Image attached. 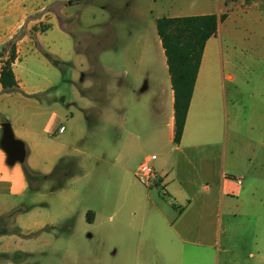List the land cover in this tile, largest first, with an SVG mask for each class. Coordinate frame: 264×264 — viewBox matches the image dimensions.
Listing matches in <instances>:
<instances>
[{"label": "crops", "instance_id": "crops-1", "mask_svg": "<svg viewBox=\"0 0 264 264\" xmlns=\"http://www.w3.org/2000/svg\"><path fill=\"white\" fill-rule=\"evenodd\" d=\"M176 3L145 0L135 16L118 14L107 23V44L95 54L101 83L97 100L84 92L93 79L85 77L89 55L77 50L75 35L105 32L94 27L99 24L95 20L84 26V13L104 15L120 10L122 2L100 6L97 0H55L48 9L26 0H0V47L9 40L15 43L11 68L18 85L4 90L0 84V138L1 124L7 121L25 146L24 160L12 164L0 146L9 174L14 175L13 180L0 181V218L16 210L12 221L17 228L0 231L1 263L22 264L38 255L39 264H50L53 251L70 246L68 238L51 239L52 232L61 219L73 216L81 190L97 185L107 167L117 171L113 179L125 181L122 200L134 207L135 216L129 227L124 220L113 227L115 233L136 236L132 247L119 246L114 264H152L153 258L140 257L149 247L166 251L176 263L187 250L193 264H200L197 253L202 252L209 264H264V53L252 57L250 80L239 82L238 74L224 72L215 38L228 12L246 0ZM74 4L84 8L69 25ZM155 9L192 12L165 15L153 13ZM208 13L217 15V29L204 44L181 138L175 143L173 90L155 19ZM44 53L57 61L50 60L61 74L76 64L71 78L64 77L70 95L52 91L47 75L51 66ZM153 153L156 158L150 163L156 179L144 184L146 189L130 188L127 183L135 182L136 167ZM23 164L36 175H48L55 168L67 175L56 185L52 181L59 175L33 177L36 184L31 186ZM16 168L18 174L13 173ZM89 168L97 174L86 176ZM152 184L163 188L175 208L168 216L159 209L155 225L149 223L151 214L141 202L142 189L149 195ZM28 192L31 204L23 206ZM43 197L46 202L40 201ZM82 214L92 221L96 212L84 208ZM121 215L124 219L126 212ZM128 249L134 251L132 256ZM15 251L23 254L22 262L11 259Z\"/></svg>", "mask_w": 264, "mask_h": 264}, {"label": "rangeland", "instance_id": "rangeland-1", "mask_svg": "<svg viewBox=\"0 0 264 264\" xmlns=\"http://www.w3.org/2000/svg\"><path fill=\"white\" fill-rule=\"evenodd\" d=\"M55 0H26V4L44 5L48 9H52L55 4H52ZM80 3L87 2L88 0H79ZM107 1L122 2L120 10L105 11L104 15H100L99 12L84 13L83 25L87 26L88 23L93 20L99 22L94 27H98L100 30L105 29V32L101 31L99 34L80 33L75 35V46L77 50L86 52L89 55V68L85 72V77L92 78L93 84L89 89L84 90L95 97L100 99L101 83L97 70V64L95 62V54L97 50L106 46V36L108 33V22L118 17V14H129L135 16V14L141 12L140 6L144 4L145 0H97V4L102 6ZM158 0H156L157 2ZM164 2L170 0H163ZM179 5H185L189 0H175ZM84 6L80 4H74L71 10L74 12L73 17L67 19L68 24L74 23L78 17L76 12L82 10ZM84 12V11H83ZM153 13L159 14H188L192 12L188 9H169V10H153ZM93 16L94 19H93ZM104 16L108 17L104 20ZM92 20V21H91ZM42 28V25L39 26ZM90 28V27H88ZM216 46L215 52L219 61L221 58L224 60V72H231L238 74L239 82H246L250 80L253 69V56L255 53H264V0H246V3L241 8L230 10L226 18L220 24L219 35L215 38ZM47 58V57H46ZM59 58V57H56ZM51 66L47 72L48 77L54 84L52 91L62 92L70 95V88L68 87V81L64 77L71 78L72 70L76 69V64H70L65 71V74H61L58 67H56L50 59L47 58ZM75 75V74H74ZM162 158L160 157L155 162L157 163ZM154 162V163H155ZM218 163L221 164L220 159ZM96 165V164H95ZM152 165V164H151ZM153 167V165H152ZM154 169V167H153ZM155 171V169H154ZM67 171L59 172L58 177H54L52 184H59L67 175ZM98 170L94 168L86 169V176L92 177L97 174ZM117 171L108 169L107 167L101 172L100 181L94 187L87 185L81 190L79 203L76 205L73 216L61 219L55 232H52L51 239L55 240L56 237H65L72 243L64 250L53 251L50 259V264H114L115 259H118L120 247L126 245L127 248L132 247L135 243L136 236L133 237L129 234H123V232L115 233L113 227L119 222L126 227L132 225V221L135 222L133 216L134 207L127 205L123 202L124 190L126 183L123 180L113 179ZM31 186L36 184V181L32 178H28ZM134 181H129L127 184L130 188L138 185L143 186L144 183L140 182L135 176ZM151 181L148 182L149 185ZM151 192L146 195V192L142 189L141 202L144 203L145 212L151 214L149 223L155 225L156 212L161 209L165 216L174 214V206L172 201L164 194L162 187L151 185ZM27 193V196L23 198V206H29L31 199ZM139 198V197H138ZM46 197L40 198L41 202H46ZM54 208V207H53ZM84 208H92L96 215L92 221H88L86 215H81ZM53 210V209H52ZM51 210V211H52ZM16 210H12L7 215L0 218V231L17 230L12 218ZM126 212V217L123 219L121 213ZM224 220V217H223ZM122 221V222H121ZM222 240L224 234H222ZM26 243V242H25ZM18 244L16 241L14 245ZM120 246V247H119ZM213 254L216 250L213 248ZM130 256L134 251L128 249L126 251ZM183 258L179 259L178 263L173 262L169 254L166 251L161 252L154 249H144L140 251V257L143 260L153 258L152 264H193L188 251H181ZM13 255L16 258H13ZM21 255V257H20ZM23 254L19 251H15L11 255V259L15 262H22ZM182 257V255H181ZM200 264H209V256L206 252L197 253ZM23 259V260H22ZM211 259V257H210ZM162 260V262L160 261ZM38 255L31 259L26 258L22 264H39ZM0 264H6V262ZM49 264V263H48ZM210 264L214 262L210 261Z\"/></svg>", "mask_w": 264, "mask_h": 264}, {"label": "trees", "instance_id": "trees-1", "mask_svg": "<svg viewBox=\"0 0 264 264\" xmlns=\"http://www.w3.org/2000/svg\"><path fill=\"white\" fill-rule=\"evenodd\" d=\"M217 22L218 17L214 13L160 16L155 19L156 32L161 41L173 90L175 143L181 138L204 44L215 34ZM44 55L57 63L48 53ZM15 57V43L9 40L0 47V84L4 90L17 89V81L11 68ZM23 171L27 178L54 177L62 172L60 168H55L48 175H36L26 164H23ZM13 258L16 256L13 255Z\"/></svg>", "mask_w": 264, "mask_h": 264}, {"label": "water", "instance_id": "water-1", "mask_svg": "<svg viewBox=\"0 0 264 264\" xmlns=\"http://www.w3.org/2000/svg\"><path fill=\"white\" fill-rule=\"evenodd\" d=\"M0 146L6 153V162L12 164L15 161L22 162L25 158V146L22 140L14 137L7 121L2 122Z\"/></svg>", "mask_w": 264, "mask_h": 264}, {"label": "built area", "instance_id": "built-area-1", "mask_svg": "<svg viewBox=\"0 0 264 264\" xmlns=\"http://www.w3.org/2000/svg\"><path fill=\"white\" fill-rule=\"evenodd\" d=\"M63 126L58 127V131H62ZM156 158V155L150 154L143 159L135 169L134 176L142 183L148 184L149 181L156 179V173L151 165V161ZM239 182V180H237ZM150 184V183H149Z\"/></svg>", "mask_w": 264, "mask_h": 264}, {"label": "clouds", "instance_id": "clouds-1", "mask_svg": "<svg viewBox=\"0 0 264 264\" xmlns=\"http://www.w3.org/2000/svg\"><path fill=\"white\" fill-rule=\"evenodd\" d=\"M5 157L3 152H0V181H10L14 179V175L9 174V167L5 164ZM14 174L19 173V169H13Z\"/></svg>", "mask_w": 264, "mask_h": 264}]
</instances>
